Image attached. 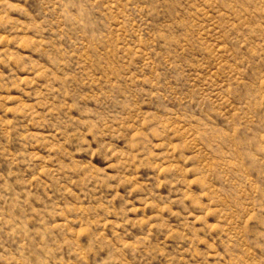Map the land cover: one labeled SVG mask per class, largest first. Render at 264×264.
<instances>
[{"label":"rangeland","instance_id":"obj_1","mask_svg":"<svg viewBox=\"0 0 264 264\" xmlns=\"http://www.w3.org/2000/svg\"><path fill=\"white\" fill-rule=\"evenodd\" d=\"M0 264H264V0H0Z\"/></svg>","mask_w":264,"mask_h":264}]
</instances>
